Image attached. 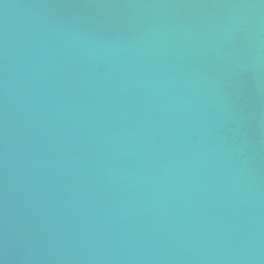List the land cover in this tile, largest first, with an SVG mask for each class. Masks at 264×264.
<instances>
[{
  "label": "water",
  "instance_id": "95a60500",
  "mask_svg": "<svg viewBox=\"0 0 264 264\" xmlns=\"http://www.w3.org/2000/svg\"><path fill=\"white\" fill-rule=\"evenodd\" d=\"M0 264H264V0H0Z\"/></svg>",
  "mask_w": 264,
  "mask_h": 264
}]
</instances>
